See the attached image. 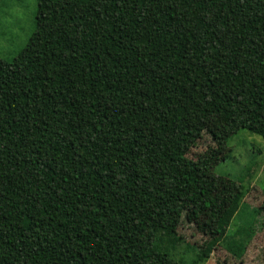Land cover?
<instances>
[{"label": "trees", "instance_id": "1", "mask_svg": "<svg viewBox=\"0 0 264 264\" xmlns=\"http://www.w3.org/2000/svg\"><path fill=\"white\" fill-rule=\"evenodd\" d=\"M217 118L264 137V0H38L0 57V264H203L179 227ZM244 204L249 230L221 235L237 259L264 227Z\"/></svg>", "mask_w": 264, "mask_h": 264}, {"label": "rangeland", "instance_id": "2", "mask_svg": "<svg viewBox=\"0 0 264 264\" xmlns=\"http://www.w3.org/2000/svg\"><path fill=\"white\" fill-rule=\"evenodd\" d=\"M0 3V57L11 61L36 29L38 0H0ZM189 156L199 159L207 170H204L206 192L204 200L187 207L180 233L196 244L198 250L211 245L203 264H264V227L240 259L233 257L221 241L222 233H231L239 227L249 230L252 211L244 201L260 205L264 199V137L221 119H212ZM218 161L221 162L214 169ZM221 175L237 182L233 184L238 190L237 200L227 215L223 184L214 185L227 181ZM260 219L263 221L264 216ZM184 249L182 246L179 254L192 259L193 255Z\"/></svg>", "mask_w": 264, "mask_h": 264}]
</instances>
